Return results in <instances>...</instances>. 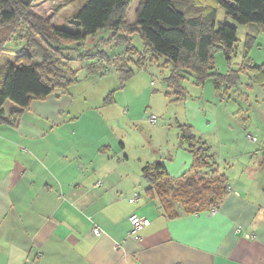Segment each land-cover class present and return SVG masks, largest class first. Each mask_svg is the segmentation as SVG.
<instances>
[{
	"label": "crops",
	"instance_id": "1",
	"mask_svg": "<svg viewBox=\"0 0 264 264\" xmlns=\"http://www.w3.org/2000/svg\"><path fill=\"white\" fill-rule=\"evenodd\" d=\"M113 74L83 73L19 118L10 116L13 103L5 106L11 123L0 120V264H264V143L238 125L237 152L224 156L220 124L208 120L211 139H204L232 190L216 214L170 218L142 171L159 161L179 180L191 170L193 156L179 141L178 124L187 123L177 121L182 103L166 96V74L155 67L121 88ZM139 131L155 142L147 147ZM229 159L239 169L225 168ZM134 213L146 219L136 234Z\"/></svg>",
	"mask_w": 264,
	"mask_h": 264
},
{
	"label": "trees",
	"instance_id": "2",
	"mask_svg": "<svg viewBox=\"0 0 264 264\" xmlns=\"http://www.w3.org/2000/svg\"><path fill=\"white\" fill-rule=\"evenodd\" d=\"M36 1L0 0V61L4 53L11 52L8 42L22 46L13 61L0 64L3 122L11 123L10 116L19 118L33 101L45 100L57 90L68 91L83 73H114L121 88L137 72L155 67L166 74L163 82L171 102L187 98L181 84L190 77L198 87L211 78L215 88L228 90L236 88L241 73L248 74L250 69L258 72L264 84V67H252L247 53L238 70L225 74L216 71L215 60L222 52L230 64L237 48V30L218 20L220 8L237 23H254L264 31V0H141L133 23L128 22L127 14L134 0H86L71 18L80 26L69 23L68 29L35 12ZM101 32L109 35L98 38L96 44L90 41ZM133 35L143 41L142 50L133 44ZM74 61L81 66L74 67ZM8 101L15 108L6 118ZM178 128L180 144L193 156L191 170L179 180L170 178L159 161L147 163L142 171L148 193L170 218L207 212L232 188L207 141L190 124H178ZM260 167L264 169V146Z\"/></svg>",
	"mask_w": 264,
	"mask_h": 264
},
{
	"label": "rangeland",
	"instance_id": "3",
	"mask_svg": "<svg viewBox=\"0 0 264 264\" xmlns=\"http://www.w3.org/2000/svg\"><path fill=\"white\" fill-rule=\"evenodd\" d=\"M140 1L134 0L130 6L127 14L128 22L133 23L135 21V12ZM85 2L86 0H37L33 6V10L54 25L68 29L70 28L69 20H71L73 13L75 10L81 8ZM218 20L236 28L237 48L230 64L226 62L222 52L216 54V71L226 72L228 70H238L244 62L245 53H247L252 67H264V31L260 26L254 23L239 24L232 18L226 16L225 11L221 8L218 13ZM108 35L109 33L107 32H101L96 36L95 40L91 38L90 41L92 40L96 44L98 38ZM132 42L138 49H143V41L138 35L132 36ZM21 47V44L16 41L8 42L7 49L11 52L4 53L0 64H4L9 60L13 61L15 53ZM73 66L79 68L81 64L79 61H74ZM81 72L83 73L84 71L82 70ZM246 72L249 73L246 74L244 71L241 73L238 86L228 90L225 87L221 89L215 88L214 81L211 78L203 87L194 85L193 78L191 77L188 80H184L181 84L187 98L178 102L182 104L179 106L181 114L177 116V121L187 122L182 124H191V121L194 122L191 125L195 128V132L202 136L203 139L206 138L209 141L211 136L209 137L207 133L208 120L212 122L215 119L223 131L225 146H222L221 153L224 156H231L237 152L238 144H232L235 143L234 137L236 133H240L239 130H236L240 129L238 125L245 126V132H250L251 136L257 137L259 145L264 143V84L260 83L257 71L249 69ZM157 80L160 83L161 79L157 78ZM185 101L189 105L188 111H186V106H184ZM10 103L12 102L8 101L6 105H10ZM194 105L197 106L194 107ZM199 106V111L195 112ZM187 116L189 117L188 121L186 119L188 118ZM225 130L231 133H224ZM138 135L146 139L147 147L150 145V141L154 140V138L152 139L144 131H139L137 133ZM240 147L244 146L240 145ZM230 160L232 159L228 160V165L225 163V168L227 166L231 168L234 165L235 169H239V161L233 160L232 162L234 163L232 164V162H229Z\"/></svg>",
	"mask_w": 264,
	"mask_h": 264
},
{
	"label": "built area",
	"instance_id": "4",
	"mask_svg": "<svg viewBox=\"0 0 264 264\" xmlns=\"http://www.w3.org/2000/svg\"><path fill=\"white\" fill-rule=\"evenodd\" d=\"M107 74L109 73V71L106 72ZM151 123H157V117H155L154 115L151 116V118L149 119ZM252 138V137H251ZM101 182L98 183V186H101ZM229 190H232L231 187H229ZM138 197H136L134 200H136ZM218 204H214L212 205L209 209H208V213L210 214H216L217 211H218ZM129 221L132 225V231L131 233L132 234H136L138 232H140L144 226H145V223H146V219H144L143 217H140L139 215L137 214H132L130 215L129 217ZM94 232L95 234H99L100 233V229L99 228H96L94 229Z\"/></svg>",
	"mask_w": 264,
	"mask_h": 264
},
{
	"label": "water",
	"instance_id": "5",
	"mask_svg": "<svg viewBox=\"0 0 264 264\" xmlns=\"http://www.w3.org/2000/svg\"><path fill=\"white\" fill-rule=\"evenodd\" d=\"M69 23H71V24H73V25H76L77 27L80 26V22H79V21H76V20H74V19H71V20L69 21Z\"/></svg>",
	"mask_w": 264,
	"mask_h": 264
}]
</instances>
